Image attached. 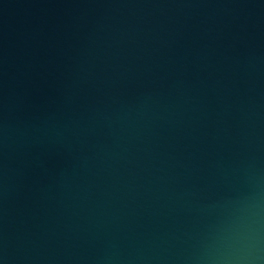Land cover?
I'll return each mask as SVG.
<instances>
[{"label":"water","instance_id":"water-1","mask_svg":"<svg viewBox=\"0 0 264 264\" xmlns=\"http://www.w3.org/2000/svg\"><path fill=\"white\" fill-rule=\"evenodd\" d=\"M0 264H264V0H0Z\"/></svg>","mask_w":264,"mask_h":264}]
</instances>
